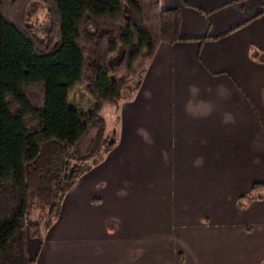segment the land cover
Segmentation results:
<instances>
[{"label":"crops","instance_id":"crops-1","mask_svg":"<svg viewBox=\"0 0 264 264\" xmlns=\"http://www.w3.org/2000/svg\"><path fill=\"white\" fill-rule=\"evenodd\" d=\"M159 4L183 39L115 106V143L28 238L34 264H264V198L238 204L264 183V0Z\"/></svg>","mask_w":264,"mask_h":264},{"label":"trees","instance_id":"trees-1","mask_svg":"<svg viewBox=\"0 0 264 264\" xmlns=\"http://www.w3.org/2000/svg\"><path fill=\"white\" fill-rule=\"evenodd\" d=\"M180 24L179 10L159 0H0V264L35 263L28 238L41 231L29 233L32 214L48 208L43 230L51 225L88 168L77 143L104 128L103 106L135 94L159 44L183 39ZM77 86L94 100L84 112L69 104ZM263 189L255 184L239 206Z\"/></svg>","mask_w":264,"mask_h":264},{"label":"rangeland","instance_id":"rangeland-1","mask_svg":"<svg viewBox=\"0 0 264 264\" xmlns=\"http://www.w3.org/2000/svg\"><path fill=\"white\" fill-rule=\"evenodd\" d=\"M45 12L43 8L38 7L37 19H33L39 36L44 34L43 27L46 22ZM80 90V86L72 90L69 104L79 111L84 112L92 107L94 100L90 95L81 93ZM101 116L105 121L104 128L97 126L90 127L76 145L78 152L81 153L82 156H85L81 162L83 167H87L90 163L97 161L105 152V148L111 142L115 143L116 141L115 132L117 131L119 118H117L115 105L103 106ZM50 212L48 208H37L32 214V220L36 225L30 227L29 233H35L36 231H41L40 233H42L45 224L49 221Z\"/></svg>","mask_w":264,"mask_h":264}]
</instances>
